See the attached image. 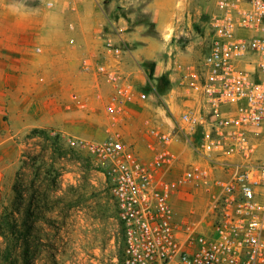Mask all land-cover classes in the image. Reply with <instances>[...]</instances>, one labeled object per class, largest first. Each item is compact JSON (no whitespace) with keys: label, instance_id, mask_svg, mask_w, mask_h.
I'll list each match as a JSON object with an SVG mask.
<instances>
[{"label":"built area","instance_id":"obj_1","mask_svg":"<svg viewBox=\"0 0 264 264\" xmlns=\"http://www.w3.org/2000/svg\"><path fill=\"white\" fill-rule=\"evenodd\" d=\"M212 1L206 52L174 63L169 101L148 67L137 64L140 87L116 66L130 53L120 37L104 36L102 51L81 61L109 89L100 103L107 130L66 140L103 165L123 233L112 264H264V0ZM153 98L163 119L143 120L140 145L126 135L127 108ZM71 100L89 106L77 91ZM189 194L203 206L178 216L174 198Z\"/></svg>","mask_w":264,"mask_h":264},{"label":"rangeland","instance_id":"obj_2","mask_svg":"<svg viewBox=\"0 0 264 264\" xmlns=\"http://www.w3.org/2000/svg\"><path fill=\"white\" fill-rule=\"evenodd\" d=\"M36 2L0 0V8H27ZM158 4L165 11L159 28L138 12L131 21L151 23L140 32L147 36L148 55L141 64L146 68L153 65L154 71L157 65L155 78L165 83L161 94L169 101V90L177 91L174 63L196 60L206 52V20L213 1L166 0ZM138 44L127 45L134 48ZM170 106L175 109L173 103ZM64 139L65 134L54 131L32 129L18 136L0 127V264H112L114 257L121 261L123 233L114 219L105 180L91 181L87 171L97 167L90 156L70 143L65 145ZM258 154L264 158V142ZM65 170L78 172L69 184ZM174 204L178 216L189 215L198 199L189 194L185 202L175 197ZM81 221L87 226H81ZM82 231H87V239L80 237Z\"/></svg>","mask_w":264,"mask_h":264},{"label":"crops","instance_id":"obj_3","mask_svg":"<svg viewBox=\"0 0 264 264\" xmlns=\"http://www.w3.org/2000/svg\"><path fill=\"white\" fill-rule=\"evenodd\" d=\"M48 1L52 2L51 8L46 5ZM160 1L166 0H37L27 8H0V127L18 136L43 129L69 136L104 138L107 128L100 103L109 89L101 77L82 71L81 61L102 51L106 35L116 41L120 37L129 45L139 43L129 47L130 53H124L116 66L131 74L138 86H145L147 80L137 64L141 65V59L148 56L144 46L147 36L140 32L151 23L133 24L131 19L138 12L142 19L155 22L159 28L165 17ZM156 70L157 65L155 77ZM76 91L87 98L88 108L79 109L71 100ZM153 100L145 106L133 104L127 108L126 135L141 138L140 145L145 139L140 129L143 120L163 119V111ZM62 141L66 145L67 140ZM90 159L97 167L87 171L91 181L104 179L106 185L103 165ZM65 173L70 175L67 184L78 175L72 170ZM81 223L87 226V222ZM86 233L79 235L87 239Z\"/></svg>","mask_w":264,"mask_h":264},{"label":"trees","instance_id":"obj_4","mask_svg":"<svg viewBox=\"0 0 264 264\" xmlns=\"http://www.w3.org/2000/svg\"><path fill=\"white\" fill-rule=\"evenodd\" d=\"M148 68H149V77L152 78L153 77L152 75H153V72H154V67H153V65H150V67H148ZM159 80H161V79H157L156 88H157V92L161 93L162 90L164 89V86H162V84L164 85L165 83H163L161 81V84H160ZM164 82H166V85L169 84L168 81H166V80Z\"/></svg>","mask_w":264,"mask_h":264}]
</instances>
